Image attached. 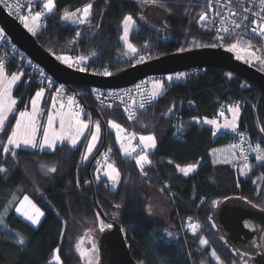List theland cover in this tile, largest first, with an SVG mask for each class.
Wrapping results in <instances>:
<instances>
[{"label":"trees","instance_id":"16d2710c","mask_svg":"<svg viewBox=\"0 0 264 264\" xmlns=\"http://www.w3.org/2000/svg\"><path fill=\"white\" fill-rule=\"evenodd\" d=\"M54 3L53 12L42 19L43 25L32 34L36 43L55 57L91 56V64L107 68L112 75L129 67L122 58L125 45L121 41L122 22L128 15L134 20L129 32V42L137 48L133 56L156 59L214 48L203 46L213 42L199 21L203 12L201 0H157L152 5L132 0H54ZM88 3L93 7L84 24H70L62 19L65 10L73 12ZM148 7H160L167 12L162 29L147 24L144 12ZM181 48L185 50L180 51ZM12 72L10 67L6 70L9 75ZM155 81L164 84L162 94L154 106L138 112L128 122L119 112L97 107L89 88L72 87L80 92L83 117L91 124L99 123L102 132L95 154L83 162L87 135L75 148L61 144L50 152L39 148L3 151L17 114L27 108L38 90L34 84L20 79L12 92L17 102L14 113L6 121L5 131L0 132V167L6 170L0 172V264H47L56 249L61 264H79L76 245L86 236L88 226H98L100 231L101 225L105 227L110 221L121 227L136 264H214L211 252L223 264H248L227 245L210 218L217 203L231 197H240L263 210L264 164L248 171L245 178L229 164H214L210 152L226 145L227 138L213 137L204 121L213 119L219 104L240 100L237 130L247 132L264 149L261 131L264 95L219 69L188 74L183 83L167 82L163 77H155ZM47 102L39 117L37 140L41 137ZM176 112L179 118L173 119ZM109 121L138 136L155 137L156 147L148 154L150 164L143 172L135 161L120 153ZM107 148L112 149L110 162L120 173L114 189L105 177L94 176L98 151ZM189 165H195L196 170L181 175L178 168ZM49 167H55L56 172L48 173ZM144 182L163 189L168 196L173 229H167L148 214L147 196L141 188ZM25 196L44 213L37 227L15 212ZM187 221L198 226L195 232L189 229L181 232ZM21 239L23 244L19 243ZM201 240L207 241L205 247L200 245ZM260 244L264 254V232ZM93 260L96 263V251Z\"/></svg>","mask_w":264,"mask_h":264},{"label":"water","instance_id":"95a60500","mask_svg":"<svg viewBox=\"0 0 264 264\" xmlns=\"http://www.w3.org/2000/svg\"><path fill=\"white\" fill-rule=\"evenodd\" d=\"M154 14L161 23L168 18L167 12L160 7H148L144 18L147 22H152ZM0 29L30 61L40 66L57 84L68 88L121 89L148 77L194 69H219L242 79L264 95V74L236 60L231 53L221 48L193 49L169 54L111 76H97L73 70L59 62L54 55L42 49L33 35L1 7ZM210 220L239 258L248 264H264L260 244V237L264 232V209L261 210L240 197H231L217 205ZM90 241L91 244L94 243L97 260L96 263L93 260L92 245V249L87 250L88 256L82 258L83 264H88L89 258L92 259V264H136L129 254L124 233L115 221H110L95 236L91 235Z\"/></svg>","mask_w":264,"mask_h":264},{"label":"built area","instance_id":"2783aa9c","mask_svg":"<svg viewBox=\"0 0 264 264\" xmlns=\"http://www.w3.org/2000/svg\"><path fill=\"white\" fill-rule=\"evenodd\" d=\"M40 1L41 0H6L7 4L16 6V8H18L17 11L16 8L5 7L4 0H0V7L5 11L6 14L17 19L23 13H29V9H31L33 13L35 11H41L42 4ZM132 1L140 2V0ZM201 3L203 5V12L207 16V20L202 21V24L204 28L210 33L213 45H217L214 48H221L227 51L226 49L230 46V44L236 42L237 34H239L241 45H243L244 41L250 42L252 45V50L256 51V55L264 57V39H261L260 36H257L251 31L256 23L261 22V16H264V11H262L260 7V0H201ZM244 8H248L249 11L244 12ZM233 12L236 13L235 16L232 15ZM253 12H256L257 15L253 16ZM245 16L248 19L245 20ZM232 20L240 23L241 27L239 29L235 28L232 23H230ZM222 21L224 22L223 26L228 27L231 30L229 34L219 31L222 26ZM70 24L79 23H72L70 21ZM219 36H224V40L221 41ZM125 51L126 55L123 60L129 65V67L140 65L151 60L149 56H143L144 60L140 62L141 56H131L130 53H128V50L125 49ZM227 52L231 53L236 60L264 74V65H261L258 61L253 60L252 63H246L243 59L236 58V52ZM240 55L245 54L240 53ZM92 60L93 58L89 57L81 63L78 62V58H72V67L70 68L76 71H78V68H85L86 71H83L82 73L105 76L102 73L107 68L94 66L91 64ZM0 62H3L6 68L9 69L10 67L12 68V71L22 73L23 75H21V77L26 83L34 84L36 87H38V89H42L45 93L48 92L53 94L56 98H73V109L80 111L83 110L80 92L57 84L56 81L40 66L30 61L18 49V47L12 43L10 38L1 29ZM200 71L202 70L194 69L176 72L170 75L160 76V78L163 77L167 82L183 83L188 74L196 75ZM169 77L172 79L169 80ZM177 77H179V79ZM153 79H155V77H148L131 86L121 89H90L91 97L95 101L97 107L108 112H119L128 122L135 118L138 112L152 107L156 103V99L151 100V102L148 100V93L152 91ZM142 102L145 105L144 108H140V104ZM234 104H239L241 110L242 102L240 100L234 99L226 103L219 104L212 120H216L217 123L221 122L227 117L229 112L228 108ZM178 112L173 114V119L179 118ZM221 112L224 113L223 116L220 115ZM130 116H132L131 119H129ZM175 123L176 122L173 120L171 126L174 127ZM211 135L213 137L220 136L227 138L226 146L230 150L231 156L233 157L232 162L229 164L231 168L239 169L242 166L244 167V164L247 163L250 166V170H252L261 165V163L256 160V152L252 150L259 143L256 142L247 132L241 130L228 132L211 128ZM242 140L244 141L243 143ZM232 145H238V147L233 148ZM132 147L135 149L133 152V157L142 154L144 151V148L137 140H135V144H132ZM241 149L244 151L241 152ZM244 156H247V161L244 160ZM262 177L264 178V173L262 174ZM188 223L189 221H187V223L181 227V232L188 229Z\"/></svg>","mask_w":264,"mask_h":264},{"label":"snow or ice","instance_id":"6c2138e0","mask_svg":"<svg viewBox=\"0 0 264 264\" xmlns=\"http://www.w3.org/2000/svg\"><path fill=\"white\" fill-rule=\"evenodd\" d=\"M140 2L144 4L153 3L155 4L157 0H140ZM5 7L9 8H16V6L7 4L6 0H4ZM93 5L91 3H88L85 5L82 9H77L76 11L69 12L65 10L62 19L64 21H71L72 23H79L84 24L86 21H88L91 10ZM260 7L261 10L264 11V0H260ZM55 8L54 0H44V3L42 5L41 11H35L32 12L31 9H29V15L27 16H20L19 19L24 24V27L28 29L29 32L35 34L36 30L41 26L40 22L42 18L45 16V13H52L53 9ZM18 11V8H16ZM244 12H248V8L243 9ZM233 16L236 15L235 12L232 13ZM253 16L257 15L256 12L252 13ZM244 19H248L246 16ZM207 16L204 12L200 13L199 21H206ZM232 25L239 29L241 27V24L236 22L235 20L230 21ZM134 24L133 17L131 15L125 16L123 20L124 25V35L121 37V39L124 41L126 48L129 53L136 54L137 48L134 47V45L129 42V31L131 28V25ZM224 22H221V28L219 29L220 32H223L225 34H229L231 30L228 27L223 26ZM253 33H255L257 36H260L261 39H264V16H261V22L256 23V25L251 29ZM77 37H79L80 33L76 34ZM224 36H219V39L222 41L224 40ZM203 46H211L215 47L217 45H203ZM147 47V45H145ZM185 49L181 48L180 51H184ZM230 52H236L237 53V59H243L246 63H252L253 60L258 61L261 65H264V57L257 56L256 51L252 50V45L248 41H244L243 45H241V41L239 39V34H237L236 42L231 43L230 46L226 49ZM259 51V50H257ZM240 53H244L245 55H240ZM93 56L96 55V53H92ZM57 59H60L62 62L67 63L69 67H72V63H70V58L67 56H60L57 57ZM87 58L85 56L78 57V62H84ZM144 60V57H140V62ZM78 71H86L85 68H78ZM105 76H111L112 73L105 69V71L102 73ZM23 75L22 73H14L11 74L10 77L8 74H6L5 71V65L3 62H0V132L5 131V123L8 120V114L12 112L13 107L16 105V100L12 97L11 94V88L12 86L20 79V76ZM179 79V77H177ZM169 80L172 78L169 77ZM243 87V85H242ZM164 88V84L161 81H155L152 83V91L148 93V100L151 102V100L156 99L158 96L162 94ZM43 96V90L41 89L38 91L35 95V97L31 100L32 104V111L29 113L28 111H21L19 113V118L16 119L15 126L11 129L10 135L7 136V143L3 149L5 153L10 151L9 146L15 149H19L21 146L24 147H31V148H39V150L43 151L44 149H56L57 141H64L65 139L69 140L71 142V145L73 147L76 146L78 140L81 136H83L84 131L89 128V124L86 123L84 120H82L81 117V111L80 110H73V104L74 100L73 98L69 97L67 105L64 103L60 104L61 111L57 112L55 115H49L48 116V125L43 131V139L38 141L36 137V133L38 130L37 125V115H38V103L40 99ZM53 108L56 107V104L53 103ZM67 107L68 111H63ZM145 105L142 102L140 104V108H144ZM228 111L232 113V121L230 123H225L223 125L224 128H229L233 132L236 131V121L239 118L240 114V105L234 104L233 106L228 108ZM220 115H224L223 112L220 113ZM59 117V131H55L53 129V123L56 119V117ZM132 116L129 117L131 119ZM204 123L206 124H212L219 128L221 127L216 120H205ZM95 131L91 135V142L87 145L84 159H88V155L91 153L92 148L94 147V144L96 141H98L100 136V124L96 123L94 125ZM109 127L116 130V139L118 142H121V150L125 153V155H131L133 151H135L134 148H131V145L129 144V147H125L124 143L122 142L124 139H134L135 134H132L131 137H126L124 135L125 129L122 128L119 124L114 123L112 121H109ZM261 131L264 132V128H261ZM242 135V134H241ZM141 144H144L145 148H155L156 147V141L154 136H141L140 137ZM244 141L242 140V143ZM233 148L238 147V145H232ZM254 152H256V160L260 162L261 164H264V149H261L260 145L257 144L255 148L252 149ZM110 151V150H109ZM244 150L241 149V152ZM13 157H15V152L12 153ZM107 160V157H105ZM136 159V164L141 167V171L143 172V165L146 163H150L148 160L147 155L140 154ZM247 156H244V160L247 161ZM225 162H229L227 159ZM43 167V165L41 166ZM106 171L104 172V175L107 176L108 180L112 182L113 188L116 187V185L119 183V177L120 173L115 167L113 163H106L105 165ZM245 169H249L250 166L245 163L244 164ZM185 176H187L190 172H194L196 170L195 165H189L187 167H182L179 169ZM6 170L2 167H0V172H5ZM48 173L56 172L55 167H49L47 168ZM242 175H246L247 173L242 170ZM25 205H28L31 209V211H28L25 209ZM116 207H120V205H116ZM20 215H22L26 220H29L33 225L39 224L40 218L44 215V213L36 207L35 204L32 203V201L25 196L23 198V201H21L20 206L16 209ZM193 230L198 227L197 225L191 226ZM101 231L104 230V225H101ZM20 244H23L24 241L21 239L19 240ZM83 241L80 242V244L76 245V251L80 253L81 258H85L88 256V253L86 250H84L81 245ZM207 241L201 240V244H206ZM96 249L93 247L92 252L95 253ZM59 249H56L53 253V259L55 261V264H61V258L59 256ZM213 257H216V253H212ZM217 260L219 261V258L217 257ZM88 264H92V259H88Z\"/></svg>","mask_w":264,"mask_h":264},{"label":"rangeland","instance_id":"374dc122","mask_svg":"<svg viewBox=\"0 0 264 264\" xmlns=\"http://www.w3.org/2000/svg\"><path fill=\"white\" fill-rule=\"evenodd\" d=\"M44 3V2H43ZM43 3H42V5H43ZM149 5H152V3H149ZM43 10V9H42ZM145 11H146V9H145ZM48 14H50V13H45V16L46 15H48ZM27 15H29V14H24V15H21V16H27ZM44 16V17H45ZM43 17V18H44ZM42 18V19H43ZM23 27H24V24L21 22V20L19 19V17L16 19ZM70 22V21H69ZM147 24L148 25H150V26H152V27H154V28H156V29H162L160 26H159V23H155V24H157V25H153V24H151V23H149V22H147ZM40 25H43V22H42V20H41V22H40ZM133 25L134 24H132L131 25V28L133 27ZM158 26V27H157ZM25 28V27H24ZM131 28H130V30H131ZM27 31H28V29L27 28H25ZM122 31H123V34H122V36L124 35V25H123V22H122ZM29 32V31H28ZM130 32V31H129ZM29 33H31V32H29ZM31 34H33V33H31ZM121 36V37H122ZM121 41L124 43V41L121 39ZM125 44V43H124ZM126 46V45H125ZM125 46H124V53H123V55H122V58H124L125 57V53H126V51H125V49L127 50V48H125ZM129 53V52H128ZM131 56L133 55L132 53L130 54ZM60 57V56H59ZM91 57V56H90ZM57 58V57H56ZM89 58V57H88ZM151 59V58H150ZM59 60V62H61L62 64H64V65H67L68 66V64L67 63H64V62H62L60 59H58ZM152 60V59H151ZM70 63H71V58H70V61H69ZM8 68H6V66H5V71L7 70ZM14 73H18V72H15V71H13L12 72V74H14ZM22 77L20 76V79H21ZM24 80V79H23ZM25 81V80H24ZM14 86V85H13ZM12 86V88H11V94H12V91H13V87ZM39 91L41 90V89H38ZM163 92V91H162ZM43 93H45L44 91H43ZM45 95H47V96H49V97H53L54 99H56V97L53 95V94H50V93H45ZM62 99H66V98H62ZM66 100H68V99H66ZM73 110H75V109H73ZM81 111H83V110H81ZM106 111V110H105ZM240 112H241V110H240ZM14 113V112H13ZM12 113V114H13ZM84 113V112H83ZM229 113V116L230 115H232V113L231 112H228ZM11 114V115H12ZM10 115V116H11ZM17 117V116H16ZM227 117H228V115H227ZM227 117L226 118H224L221 122H219L218 124L221 126L222 125V123L227 119ZM9 118V117H8ZM16 120V119H15ZM87 120V119H86ZM231 122V121H230ZM230 122H228V123H230ZM90 123V122H89ZM15 124V123H14ZM91 124V123H90ZM93 124H96V123H93ZM225 124V123H224ZM208 125H211V126H209L210 128H216L217 129V127L215 126V125H212V124H208ZM14 127V126H13ZM113 132H114V136H115V142H116V144L118 145V146H120L121 145V142H118L117 141V139H116V130L115 129H113V128H111V127H109ZM219 130H223V131H228V132H231L232 130L231 129H229V130H231V131H229V130H226V129H224V128H222V126L219 128ZM236 130H237V128H236ZM132 134H135V133H133L132 131H129V130H126L125 129V133H124V135L126 136V137H131V135ZM137 134H135V138L134 139H131V141H130V145H131V148H133L132 147V144H135V140H137L138 141V139H136L137 138ZM125 140H127V142H129V140L130 139H124L122 142L124 143V145H126L125 144ZM139 142V141H138ZM140 144V143H139ZM141 145V144H140ZM127 147V146H126ZM143 147V146H142ZM9 148H11L10 146H9ZM144 148V147H143ZM12 149H15V148H12ZM102 149V148H101ZM99 150L98 151V154H100V157L94 162V165H95V169H94V176L95 177H97V174L100 172V175L101 176H99L98 175V177H97V179H99V178H101V177H105L106 179H107V181H108V184H109V186L112 188V189H114L113 188V186H112V182L110 181V180H108V178H107V176H105L104 175V172L107 170L106 169V167H105V165H106V163H111L110 162V157H111V152H112V149L111 148H107V149H105V150ZM228 149V148H227ZM262 149V148H261ZM110 150V151H109ZM134 152V151H133ZM133 152L131 153V155H126L127 157H129V159H132L133 161H136V157H138L137 155L136 156H134L133 157ZM228 152L229 153H227L226 154V156H225V158L223 157V158H220V154L218 153V154H213V161H214V163L215 164H230L231 162H232V160H233V157L231 156V152H230V150L228 149ZM143 154H145V149H144V151H143ZM105 157H107V160L105 159ZM84 159V158H83ZM149 159V158H148ZM228 160L229 162H225V160ZM84 162V161H83ZM150 164V163H149ZM139 166V165H138ZM144 166V165H143ZM140 167V166H139ZM187 167V166H186ZM141 168V167H140ZM182 168V167H181ZM180 169V168H179ZM238 171H239V176L241 177V178H245L246 176H247V174L246 175H242L241 174V172H242V170L243 171H245L246 173L250 170V168L249 169H245L243 166L242 167H240L239 169H237ZM179 173L181 174V175H183V176H185L180 170H179ZM96 174V175H95ZM118 185V184H117ZM117 185H116V187H117ZM115 187V188H116ZM141 188H142V190L145 192V194H146V196H147V205L149 206L148 207V210H149V213L150 214H152V216H154V218H156V219H158L159 221H161L162 223H163V225H164V227H166L167 229H173V227H172V224L170 223V220H169V216H170V204H169V199H168V196L166 195V193L164 192V190L163 189H161V188H158V187H156L155 185H152V184H150V183H147V182H144V183H142L141 184ZM145 188H147V190L145 189ZM149 189H150V192H149ZM151 190H153V191H151ZM28 198H29V196H27ZM30 199V198H29ZM162 200V201H161ZM21 201H23V199L21 200ZM161 201V202H160ZM21 203V202H20ZM20 203L17 205V207L15 208V212H16V214L17 215H19L21 218H23L26 222H28L30 225H32V226H34V227H37L38 226V224H36V225H33L29 220H26L22 215H20V213H18L17 211H16V209L20 206ZM220 202H218L217 203V205L219 204ZM25 209L26 210H28V211H31V209H30V207L28 206V205H25ZM169 211V212H168ZM41 219H42V217L40 218V221H41ZM188 229H189V231L190 232H195V229L193 230V228L191 227L192 226V224L191 223H188ZM99 232V230H98V226H93V225H89L88 226V232H87V234H86V236L84 237V238H82L80 241H79V244H80V242L81 241H83V243H82V245H81V247L84 249V250H91L92 249V244H91V241H90V237H91V235L92 236H95L97 233ZM202 247H205L206 246V244H200ZM212 253L213 252H211L210 253V257H211V259H212V261H213V263L214 264H223L222 262H221V260L219 259V261L217 260V256L216 257H213V255H212ZM78 254H79V258H80V262H79V264H83V261H82V258H81V256H80V253L78 252ZM48 264H55V261H54V259H53V255H52V257H51V259L48 261ZM242 264H244V263H242Z\"/></svg>","mask_w":264,"mask_h":264},{"label":"crops","instance_id":"0c3cea01","mask_svg":"<svg viewBox=\"0 0 264 264\" xmlns=\"http://www.w3.org/2000/svg\"><path fill=\"white\" fill-rule=\"evenodd\" d=\"M125 45V44H124ZM125 48H126V46H125ZM131 54V53H130ZM7 74V73H6ZM9 75V74H8ZM9 77H10V75H9ZM20 81V79L14 84V88H15V86L18 84V82ZM13 88V89H14ZM39 90H37L35 93H34V95L31 97V99H30V101H29V104H28V106H27V108L25 109V110H23V111H28L29 113L32 111V104H31V100L35 97V95H36V93L38 92ZM13 92V91H12ZM12 97H13V95H12ZM14 98V97H13ZM15 99V98H14ZM46 101H48L47 103V109H46V114H45V119H44V125H43V129H42V133H41V137H40V139L38 140V141H40V140H42L43 139V131H44V129L47 127V125H48V116L49 115H55L57 112H60L61 111V108H60V104L61 103H64L65 105H67V102H68V100H66V99H62V98H56V99H54L53 97H49V96H47V95H45V93H43V96H42V98L40 99V101H39V103H38V115H37V125H39V117H40V115H41V113L43 112V104L46 102ZM53 103H55L56 104V107L55 108H53L52 107V105H53ZM14 110H15V106L13 107V110H12V112L11 113H9L8 114V117L14 112ZM63 111H68V109H67V107H65V109H63ZM20 113V112H19ZM19 113L17 114V117H16V119H18L19 118ZM240 115V114H239ZM84 113H83V111H81V119L82 120H84L86 123H88L89 124V128L88 129H86L85 131H84V134H83V136H81L80 137V139L78 140V142H77V144H76V146L75 147H77L80 143H81V141L83 140V138L87 135V138H86V142H85V147H84V153H83V157H84V155H85V151H86V147H87V145L91 142V135H92V133L95 131V127H94V125L95 124H90L89 123V121L88 120H86L84 117ZM230 121H232V115H230L229 116V113H228V117H227V119L222 123V128H224L223 127V125H224V123H228V122H230ZM15 122H16V120H15ZM237 122H238V120L236 121V125H237ZM14 126H15V124H14ZM209 126H211V125H209ZM237 128V127H236ZM53 129L55 130V131H59L60 129H59V117L57 116L56 117V119H55V121H54V123H53ZM224 129H226V130H229V128H224ZM229 131H231V130H229ZM37 134V133H36ZM147 136H149V135H147ZM140 137L141 136H137V139H138V141H139V143L141 144V142H140ZM101 141H102V132L100 131V136H99V139H98V141H96L95 142V144H94V147L92 148V151H91V153L88 155V159L87 160H85V159H83V161L84 162H86V161H88L94 154H95V152H96V150L98 149V147H99V145H100V143H101ZM126 142H125V147L127 146V147H129V143H130V141H131V139L129 140V142H127V140H125ZM61 144H67L68 146H70V147H72V148H75V147H73L72 145H71V142L69 141V140H67V139H65L64 141H57V145H56V147L57 146H59V145H61ZM143 147H144V149H145V155H147V157H148V154L150 153V152H152L155 148H145V146H144V144H141ZM11 147V146H10ZM126 147V148H127ZM12 148V147H11ZM20 148H22V149H32L31 147H24V146H21ZM228 147L226 146V145H224V146H220V147H216V148H214V149H212L211 150V152H210V156H211V160H212V162L214 163V161H213V154L215 153V154H220V158H225V156H226V154L227 153H229L228 152V149H227ZM118 149H119V151H120V153L121 154H123V155H125V153L121 150V145L120 146H118ZM41 151V150H40ZM43 151H46V152H50V151H53L52 149H44ZM228 155V154H227ZM126 156V155H125ZM149 160V159H148ZM136 162V161H135ZM92 163V162H91ZM215 164V163H214ZM229 164V163H228ZM137 165V164H136ZM149 166V163H146V164H144V166H143V169L144 168H146V167H148ZM137 167H138V169H139V171H141V168L137 165ZM178 171H179V168H178ZM192 172H190L189 174H191ZM96 175V174H95ZM98 175L99 176H101L100 175V172L97 174V177H98ZM97 177H95V178H97ZM146 190H147V188H145ZM144 190V189H143ZM151 191H153V190H151ZM149 192H150V189H149ZM162 201V200H161ZM160 201V202H161ZM148 205H147V202H146V210H147V212H148V214L150 215V216H152V214H150L149 213V210H148ZM169 212V211H168ZM152 217H154V216H152ZM48 264V263H47Z\"/></svg>","mask_w":264,"mask_h":264},{"label":"flooded vegetation","instance_id":"af4514ba","mask_svg":"<svg viewBox=\"0 0 264 264\" xmlns=\"http://www.w3.org/2000/svg\"><path fill=\"white\" fill-rule=\"evenodd\" d=\"M155 16H156V14H154V17L151 18V21H152L153 23H152V22H149V23H151V24H153V25H157V24H155V23H159V26H160L161 24H164L165 21H163V22L161 23L158 19L155 18ZM157 27H158V26H157Z\"/></svg>","mask_w":264,"mask_h":264}]
</instances>
